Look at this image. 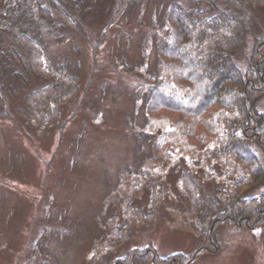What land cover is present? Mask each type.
<instances>
[{"label":"rangeland","instance_id":"1","mask_svg":"<svg viewBox=\"0 0 264 264\" xmlns=\"http://www.w3.org/2000/svg\"><path fill=\"white\" fill-rule=\"evenodd\" d=\"M136 1L128 10L125 0H87L75 28L57 18L26 29L43 44L44 68L67 64L78 71V92L61 104L56 126L31 128L17 114L29 91L52 81L50 71L28 74L26 83L0 71V264H123L132 250L136 257L124 264H264V225L254 218L249 224L223 222L206 242L181 178L190 158L178 151L168 156L157 218L123 231L133 217L131 199L150 209L145 173L160 168L149 143L139 148L143 128L150 133V79L164 71L158 37L170 31L174 4L209 10L204 0ZM10 2L32 10L27 0ZM217 7L232 11L228 4ZM248 14L251 25L235 57L241 71L256 40L264 38V8ZM0 28L3 57L17 69L5 50L20 27L0 17ZM261 51L264 60V46ZM254 107L264 114V92ZM249 145L264 168V149L254 140ZM210 152L192 159L198 180ZM105 252L109 256L102 258Z\"/></svg>","mask_w":264,"mask_h":264},{"label":"trees","instance_id":"2","mask_svg":"<svg viewBox=\"0 0 264 264\" xmlns=\"http://www.w3.org/2000/svg\"><path fill=\"white\" fill-rule=\"evenodd\" d=\"M27 1L32 7L29 12L16 2L0 0V17L20 27L13 45L5 50L17 69L4 59L0 49V71H10L21 83H26L28 74L39 77L50 71L52 81L29 91L24 109L17 112L31 128L46 131L56 126L61 104L76 96L79 76L77 68L73 71L67 64L44 68L43 44L27 35L26 29L36 27L40 19L52 24L57 18L75 28L87 0ZM125 1L128 10L137 2ZM204 2L208 11L174 4L168 18L170 31L166 38L158 37L156 49L164 71L150 79L145 112L150 133L143 128L139 148L149 143L160 168L158 173L151 169L145 173L148 179L143 189L148 191L150 209L143 211L131 199L128 213L133 217L123 231L143 223L150 226L157 218L166 197L163 174L169 154L175 151L190 158L181 178L192 192V211L207 243L223 222L249 224L254 218L257 226L264 225V190L251 194L264 185V168L249 145V140H254L264 149V114L254 107L255 99L264 92V38L256 40L245 71L235 62L244 30L251 25L248 11L264 8V0ZM219 4H228L232 11L219 10ZM1 32L0 28V39ZM209 149L206 168L198 180L192 159ZM204 185L209 187L208 193ZM202 248L200 245L197 251ZM104 255L102 258L109 252ZM135 257V251L129 252V260Z\"/></svg>","mask_w":264,"mask_h":264}]
</instances>
